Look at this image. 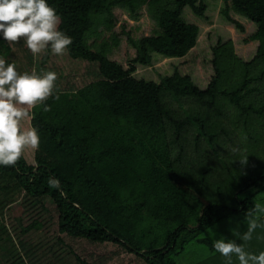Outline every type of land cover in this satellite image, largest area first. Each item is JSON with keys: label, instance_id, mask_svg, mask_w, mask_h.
Returning a JSON list of instances; mask_svg holds the SVG:
<instances>
[{"label": "trees", "instance_id": "trees-1", "mask_svg": "<svg viewBox=\"0 0 264 264\" xmlns=\"http://www.w3.org/2000/svg\"><path fill=\"white\" fill-rule=\"evenodd\" d=\"M47 3L72 37L69 55L97 63L98 77L77 89L55 82L51 110H32L39 149L32 161L23 154L15 166L0 165V213L12 211L24 235L55 222L48 250L66 247L74 264H95L90 246L106 248L97 264L122 252L133 264H226L216 239L264 251V228L240 239L245 213L264 207V0ZM218 3L224 32L209 26L202 34L189 15L211 21L207 11ZM230 29L252 44L248 55L224 36ZM157 57L169 59V71L145 70ZM0 58L18 73L43 75L23 39L10 44L0 35ZM38 251L20 237L0 264H57Z\"/></svg>", "mask_w": 264, "mask_h": 264}, {"label": "clouds", "instance_id": "clouds-1", "mask_svg": "<svg viewBox=\"0 0 264 264\" xmlns=\"http://www.w3.org/2000/svg\"><path fill=\"white\" fill-rule=\"evenodd\" d=\"M61 17L47 0H0V35L10 44L24 40L33 56L50 47L53 54L64 55L73 43L72 37L59 30ZM57 73L49 71L38 75L36 71L18 73L16 65L0 58V165L15 166L26 149H39L40 136L35 127L24 128L23 122L34 119L32 111L44 105L43 111H50L46 101L53 97ZM233 151H236L235 149ZM248 155L239 159L246 165ZM50 187H58V181H49ZM264 207L257 203L245 213L247 231L240 239H253L257 228H264V218L258 215ZM216 252L225 258L226 264H233L235 256L239 264H264V251L258 255L246 250L235 239L213 241Z\"/></svg>", "mask_w": 264, "mask_h": 264}, {"label": "rangeland", "instance_id": "rangeland-1", "mask_svg": "<svg viewBox=\"0 0 264 264\" xmlns=\"http://www.w3.org/2000/svg\"><path fill=\"white\" fill-rule=\"evenodd\" d=\"M217 1L219 2V0ZM220 8H221V3H218V5L214 6V8H210L207 11V13L210 15V18H212L211 21H207V19L206 20L197 19L191 15H189L188 19L194 22L196 21L200 24L202 34L205 32V30H207L209 26H213L217 28V31L219 33H223L226 27L223 25V20H221L219 16ZM127 16H128V13H127ZM230 30L231 31L225 34L224 36L227 35V37L229 36L233 37L237 47L240 50V53L248 55L253 49L252 44L244 45L245 43H243L242 38H241L243 36L242 33L237 32V30H232V29ZM229 33L231 34L229 35ZM202 47H203V44H200V46L195 49V53L198 52L200 54L203 51ZM14 48L16 52L19 51L21 55L27 56V52L23 53V51L20 49L21 47L15 45ZM47 51L48 49L46 50V52ZM117 51H118L117 54H119L120 51L118 48H117ZM46 52H42L36 56H33V54L30 51V53L32 54L33 61L35 59L39 65H42L41 68H43L42 70L43 74L49 71L57 73L58 79L56 82L59 83V85H61L63 88L77 89L85 85L89 81L97 79L98 77V64L97 63L91 62L85 59H81V58H76V59L72 58L69 55L68 51L64 55H56V54H53L52 51L50 50L49 60L47 61V63L44 64L43 56ZM199 54L196 55L195 58H197ZM168 61L169 59L167 58L157 57L152 63V65H150L147 68L145 67L146 68L145 70L147 72H155V70L157 72H159L160 70L169 71L171 66ZM198 61H199L198 67H197V70H195L197 73L196 77L199 80V82H201V84L204 82L203 85H206L205 83L206 81L204 78L206 77L205 75H207V72L203 69L204 66L200 65V62L202 61L200 60ZM23 126L24 128L32 127L31 119L24 121ZM24 154L32 161L35 155V151L31 149H26ZM17 197H19V195ZM47 214L48 213H46V215ZM2 222L5 228L3 230L4 232H2V235H0L2 236V238H0V242L3 243L0 246V262L6 259V257L3 256L4 250L6 251L10 248H13L15 241L18 240V238L20 237L28 240L29 242L33 244H36L39 248L38 253L43 254V250L47 251L48 248H50L49 246L51 244H54L55 237L57 236L55 222H49V221H47V226L44 229H41V230L33 229L30 232H28L26 235L21 234V231H20L21 228L18 224L17 218L15 217L14 213L10 211L9 209H7L3 214L0 213V223ZM27 222H29V218L25 221V223ZM5 233L9 234L11 238H8L4 241L3 237ZM4 244L5 246L3 247ZM85 247L86 245L81 244L80 245L81 249L78 250V253L81 254V256L83 257H85V255L82 252V250ZM86 249L89 252V257H91L88 260L94 262L95 264H97L96 261H97L98 256L101 255V251L106 250L105 246L103 247L90 246V247H87ZM67 251L68 250L66 247L61 248L59 245H54L51 250H48L46 252L49 258L47 261H51V262L53 261L57 264H61V262L57 258L59 256L60 257L62 256L63 257L62 264H74L75 263L74 257L67 254ZM132 258H133V255L130 254V252H122L118 254L117 256L115 255L114 257L108 258L105 264H133L134 260Z\"/></svg>", "mask_w": 264, "mask_h": 264}]
</instances>
